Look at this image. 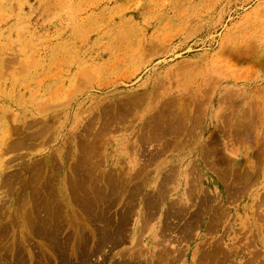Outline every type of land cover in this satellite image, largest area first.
Masks as SVG:
<instances>
[{"label":"rangeland","instance_id":"374dc122","mask_svg":"<svg viewBox=\"0 0 264 264\" xmlns=\"http://www.w3.org/2000/svg\"><path fill=\"white\" fill-rule=\"evenodd\" d=\"M0 264H264V0H0Z\"/></svg>","mask_w":264,"mask_h":264},{"label":"bare ground","instance_id":"6f19581e","mask_svg":"<svg viewBox=\"0 0 264 264\" xmlns=\"http://www.w3.org/2000/svg\"><path fill=\"white\" fill-rule=\"evenodd\" d=\"M135 99V98H134ZM126 107V106H125ZM175 112V111H174ZM182 113V112H181ZM175 126V125H174ZM147 129V128H146ZM156 129V128H155ZM150 136V135H149ZM95 137V136H94ZM151 138V137H150ZM150 141V140H149ZM99 142V141H98ZM7 143V142H6ZM86 152V151H85ZM88 157V156H87ZM146 172V171H145ZM43 178V177H42ZM220 243V242H219ZM129 256V255H128ZM200 261V260H199Z\"/></svg>","mask_w":264,"mask_h":264}]
</instances>
